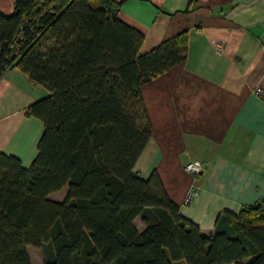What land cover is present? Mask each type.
Returning <instances> with one entry per match:
<instances>
[{"label": "trees", "instance_id": "trees-1", "mask_svg": "<svg viewBox=\"0 0 264 264\" xmlns=\"http://www.w3.org/2000/svg\"><path fill=\"white\" fill-rule=\"evenodd\" d=\"M120 5L14 0L0 11V75L18 66L51 91L26 111L44 122L31 165L0 153V264H32L29 245L44 264H264V202L224 210L207 234L155 169L135 171L152 127L141 86L186 58L188 35L139 53L144 34Z\"/></svg>", "mask_w": 264, "mask_h": 264}, {"label": "crops", "instance_id": "crops-1", "mask_svg": "<svg viewBox=\"0 0 264 264\" xmlns=\"http://www.w3.org/2000/svg\"><path fill=\"white\" fill-rule=\"evenodd\" d=\"M13 1L0 0V11L10 13ZM115 1L119 17L144 34L139 53L188 35L186 58L141 86L152 127L134 169L144 177L155 169L183 215L211 234L224 210L264 202V0ZM50 94L18 66L3 71L0 153L31 165L44 122L26 111ZM192 158L207 168L185 203ZM135 223L145 228L140 216Z\"/></svg>", "mask_w": 264, "mask_h": 264}, {"label": "built area", "instance_id": "built-area-1", "mask_svg": "<svg viewBox=\"0 0 264 264\" xmlns=\"http://www.w3.org/2000/svg\"><path fill=\"white\" fill-rule=\"evenodd\" d=\"M257 92L262 93V88H257ZM184 168L193 176L195 180V183L189 189L185 197L184 201L185 203H187L191 201L201 191L202 187L198 183H196V180L206 171L207 163H205L199 158H192L185 162Z\"/></svg>", "mask_w": 264, "mask_h": 264}, {"label": "rangeland", "instance_id": "rangeland-1", "mask_svg": "<svg viewBox=\"0 0 264 264\" xmlns=\"http://www.w3.org/2000/svg\"><path fill=\"white\" fill-rule=\"evenodd\" d=\"M67 189H68V186H65L62 190L58 191L57 194H54L53 197L51 198L57 199V200L64 199ZM28 250L31 256L32 264H44L45 257H44L43 251L40 248L35 247L33 245H29Z\"/></svg>", "mask_w": 264, "mask_h": 264}]
</instances>
